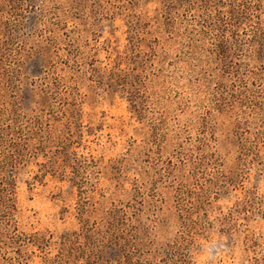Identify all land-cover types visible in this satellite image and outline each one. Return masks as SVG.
<instances>
[{
    "label": "rangeland",
    "instance_id": "374dc122",
    "mask_svg": "<svg viewBox=\"0 0 264 264\" xmlns=\"http://www.w3.org/2000/svg\"><path fill=\"white\" fill-rule=\"evenodd\" d=\"M0 264H264V0H0Z\"/></svg>",
    "mask_w": 264,
    "mask_h": 264
}]
</instances>
